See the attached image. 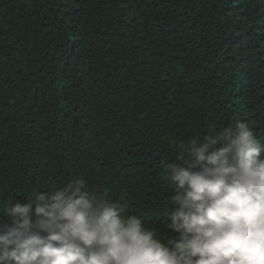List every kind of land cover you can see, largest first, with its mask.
Segmentation results:
<instances>
[{
  "label": "trees",
  "instance_id": "obj_1",
  "mask_svg": "<svg viewBox=\"0 0 264 264\" xmlns=\"http://www.w3.org/2000/svg\"><path fill=\"white\" fill-rule=\"evenodd\" d=\"M234 119L264 140V0H0V206L82 177L162 225L160 161Z\"/></svg>",
  "mask_w": 264,
  "mask_h": 264
},
{
  "label": "clouds",
  "instance_id": "obj_2",
  "mask_svg": "<svg viewBox=\"0 0 264 264\" xmlns=\"http://www.w3.org/2000/svg\"><path fill=\"white\" fill-rule=\"evenodd\" d=\"M174 160L160 161L162 225L82 177L10 199L0 264H264V140L234 119L180 141Z\"/></svg>",
  "mask_w": 264,
  "mask_h": 264
}]
</instances>
